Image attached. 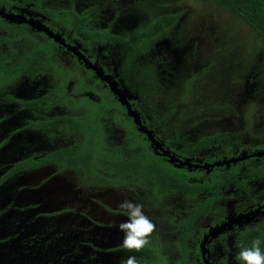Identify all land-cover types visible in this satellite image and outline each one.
<instances>
[{"label": "flooded vegetation", "instance_id": "obj_1", "mask_svg": "<svg viewBox=\"0 0 264 264\" xmlns=\"http://www.w3.org/2000/svg\"><path fill=\"white\" fill-rule=\"evenodd\" d=\"M190 6L0 0V264H239L264 241V214L245 224L264 207V89ZM124 199L156 225L140 253L120 247Z\"/></svg>", "mask_w": 264, "mask_h": 264}, {"label": "trees", "instance_id": "obj_2", "mask_svg": "<svg viewBox=\"0 0 264 264\" xmlns=\"http://www.w3.org/2000/svg\"><path fill=\"white\" fill-rule=\"evenodd\" d=\"M202 3L209 4L214 9L220 10L231 16L235 22L234 27L237 30L248 32L247 46L242 50L239 43H228V60L227 68L229 72L239 71L243 76V81L253 76H261V67L264 64V0H199ZM229 28V27H228ZM233 30L234 28H229ZM236 34L239 35L237 33ZM232 33V32H230ZM234 33V34H235ZM241 37V36H240ZM242 40V38H241ZM243 41V40H242ZM257 78V77H256ZM171 175L163 174L165 184L172 181ZM179 183V181H175ZM263 233L261 237H263Z\"/></svg>", "mask_w": 264, "mask_h": 264}, {"label": "clouds", "instance_id": "obj_3", "mask_svg": "<svg viewBox=\"0 0 264 264\" xmlns=\"http://www.w3.org/2000/svg\"><path fill=\"white\" fill-rule=\"evenodd\" d=\"M127 217L116 227L123 233L120 247L129 253H140L152 242V236L156 231V225L144 213L142 204L124 199L119 205ZM264 241L260 237L252 240L249 246L238 244L239 251L236 260L239 264H264ZM120 264H140L136 255H129L122 259Z\"/></svg>", "mask_w": 264, "mask_h": 264}, {"label": "rangeland", "instance_id": "obj_4", "mask_svg": "<svg viewBox=\"0 0 264 264\" xmlns=\"http://www.w3.org/2000/svg\"><path fill=\"white\" fill-rule=\"evenodd\" d=\"M184 1V0H182ZM186 1V5H192L190 6L193 13L195 14H199L201 18H206L209 19L208 21L211 23V26L207 24V27H205V25H202L201 27H199L202 31L207 33V30L209 28H213L214 30L217 31L218 28H221L223 33L226 36V39L228 41V43H239V46H241V50L243 48L242 46V42L244 44V48L247 46V41L245 38L248 37V32L244 31V30H237L235 25L234 20L232 19L231 16H227L226 13H221L220 10L214 9L213 6L209 5V4H200V2L198 0H196V2H194V0H185ZM194 3V4H193ZM234 28L233 30L229 29V28ZM237 30V33L239 35H237L235 32ZM232 32V33H230ZM235 33V34H234ZM241 36V37H240ZM201 37H203L202 39H207L205 35L201 34ZM242 38V40H241ZM263 66L261 67V76H257L256 81L257 83H259V86H254L253 82L254 79L253 76H251L248 81H246L247 85L250 87H255V88H259L261 90L264 89V64H262ZM245 83V84H246ZM244 84V87H245ZM207 94H209V92H207ZM260 96L257 97L256 103L261 105V108L264 107V96H263V91L260 92ZM262 120H260L261 122ZM264 136V135H263ZM30 182V181H29Z\"/></svg>", "mask_w": 264, "mask_h": 264}, {"label": "water", "instance_id": "obj_5", "mask_svg": "<svg viewBox=\"0 0 264 264\" xmlns=\"http://www.w3.org/2000/svg\"><path fill=\"white\" fill-rule=\"evenodd\" d=\"M254 156H259V155H254ZM246 159H247L246 157H243V158H241V159H239L237 161H233V162L237 163L239 161H244ZM34 176H36V174L24 175L18 180V182H19V184H27V183H29V181H31V179L34 178ZM262 210H264V207L263 208H259L256 211L252 212L251 214L247 215V217L245 218L246 219L245 220V224H249V222L252 220V217L254 218L259 213L264 214V212H262ZM240 220H242V219L240 218L239 221ZM234 222L235 221L233 220L231 222H227V223L223 224L222 227H220V228L212 229L209 235L214 237L215 236L214 233L216 234L217 232L221 231L222 229H225V228H228V227L232 226L234 224Z\"/></svg>", "mask_w": 264, "mask_h": 264}]
</instances>
